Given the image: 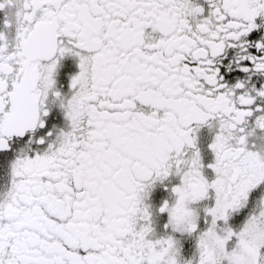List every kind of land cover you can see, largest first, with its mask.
Here are the masks:
<instances>
[{"label": "flooded vegetation", "instance_id": "flooded-vegetation-1", "mask_svg": "<svg viewBox=\"0 0 264 264\" xmlns=\"http://www.w3.org/2000/svg\"><path fill=\"white\" fill-rule=\"evenodd\" d=\"M4 174L0 264H264V0H0Z\"/></svg>", "mask_w": 264, "mask_h": 264}, {"label": "rangeland", "instance_id": "rangeland-1", "mask_svg": "<svg viewBox=\"0 0 264 264\" xmlns=\"http://www.w3.org/2000/svg\"><path fill=\"white\" fill-rule=\"evenodd\" d=\"M3 174V173H2ZM5 174L4 175H0V196H1V192L5 189V185H6V182H5ZM194 212L196 213H200V211L197 209V210H194ZM236 247L237 245L231 243V244H228L226 246V249H227V252L230 251L231 253H235L236 252ZM229 254V253H228Z\"/></svg>", "mask_w": 264, "mask_h": 264}]
</instances>
